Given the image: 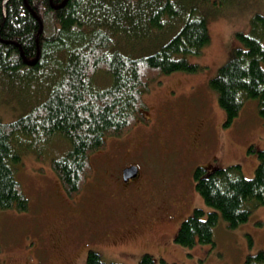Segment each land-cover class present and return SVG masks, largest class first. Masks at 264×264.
Masks as SVG:
<instances>
[{
	"label": "trees",
	"instance_id": "1",
	"mask_svg": "<svg viewBox=\"0 0 264 264\" xmlns=\"http://www.w3.org/2000/svg\"><path fill=\"white\" fill-rule=\"evenodd\" d=\"M63 1L0 0V84L10 92L23 88L31 104L27 114L0 122V210H27L17 166L23 154L41 153L52 139L69 145L61 159L51 161L52 170L68 198L81 193L91 172L89 155L102 150L107 138L147 121L142 96L150 83L161 74L200 69L187 57L209 45L210 8L204 5L217 0H66L51 6ZM249 27L248 33L235 34L230 58L209 81L225 125L248 99L257 101L264 118V16L253 14ZM101 77L105 86L96 82ZM256 157L252 178H245L238 164L207 175L195 170V190L212 211L203 217V210L194 209L180 223L176 243H211L219 219L236 228L264 205V151ZM85 264L122 263L106 262L90 250ZM138 264L155 261L144 254ZM242 264H264V251L247 255Z\"/></svg>",
	"mask_w": 264,
	"mask_h": 264
},
{
	"label": "rangeland",
	"instance_id": "2",
	"mask_svg": "<svg viewBox=\"0 0 264 264\" xmlns=\"http://www.w3.org/2000/svg\"><path fill=\"white\" fill-rule=\"evenodd\" d=\"M213 2L204 5L210 8L209 45L187 57L200 69L161 74L150 83L142 96L147 121H137L124 136L107 138L102 150L89 155L91 172L81 193L68 198L51 167L69 150L64 140L52 139L41 153L22 155L15 177L28 208L0 210V264H85L90 250L106 262L122 264H138L144 254L155 264H242L247 255L264 251V205L236 228L219 219L211 243L184 247L174 241L180 223L194 209L203 210V217L212 211L195 190V170L200 167L207 175L238 164L243 176L252 178L256 151H264V118L257 101L246 100L225 125L226 114L209 85L237 45L235 34L249 32L253 14L264 16V0ZM99 81L104 84L103 77ZM9 90L0 84L1 123L18 119L31 107L23 88ZM198 133L196 149L192 140L197 142ZM207 149L213 155H205ZM125 166L137 167L139 177L124 182L120 170ZM123 222L120 231L108 236L109 227L115 230Z\"/></svg>",
	"mask_w": 264,
	"mask_h": 264
},
{
	"label": "flooded vegetation",
	"instance_id": "3",
	"mask_svg": "<svg viewBox=\"0 0 264 264\" xmlns=\"http://www.w3.org/2000/svg\"><path fill=\"white\" fill-rule=\"evenodd\" d=\"M203 132H204V130H203ZM202 135L201 134H199L198 133V137H197V142H196V140L194 139V140H192V146L194 147V148H199L198 147V143H199V141H200V137H201ZM212 139H211V143H212ZM199 146H200V143H199ZM204 153H205V155L207 154H212L213 155V151H212V149H207V150H204ZM125 168V167H124ZM123 167L121 168V171H120V174H121V177H122V170L124 169ZM139 177V174L137 175V177L136 178H138ZM114 179L116 178L117 179V176H114L113 177ZM112 178V186H114V179ZM135 178V179H136ZM134 180V179H133ZM154 213H156L155 211H151V214H154ZM133 217H135L139 222H141V220L137 217V216H135V215H133ZM126 225V223H121L120 225H119V227L118 228H116L115 230H113V231H109V235L108 236H112L113 234H115V233H117L118 231H120L122 228H123V226H125ZM108 236H107V238H108Z\"/></svg>",
	"mask_w": 264,
	"mask_h": 264
},
{
	"label": "water",
	"instance_id": "4",
	"mask_svg": "<svg viewBox=\"0 0 264 264\" xmlns=\"http://www.w3.org/2000/svg\"><path fill=\"white\" fill-rule=\"evenodd\" d=\"M24 1H25V0H24ZM65 1H66V0H64L63 3H62L61 5H59V6H53L52 3H51V6H52L53 8L56 9V8H58V7H61V6L65 3ZM41 30H42V26H41V23H40V29H39V31H38L37 37H38L39 33L41 32ZM37 57H38V56H37ZM37 57H36V59H37ZM36 59H34V60L31 61V62H27V61H26V63H34V62L36 61ZM122 175H123V180H124L125 182L128 181L129 179H133V178H135L136 175H137V168H136L135 166L127 167V168L123 169V171H122Z\"/></svg>",
	"mask_w": 264,
	"mask_h": 264
},
{
	"label": "bare ground",
	"instance_id": "5",
	"mask_svg": "<svg viewBox=\"0 0 264 264\" xmlns=\"http://www.w3.org/2000/svg\"><path fill=\"white\" fill-rule=\"evenodd\" d=\"M122 48H124V46H123ZM106 83H107V82H106Z\"/></svg>",
	"mask_w": 264,
	"mask_h": 264
}]
</instances>
